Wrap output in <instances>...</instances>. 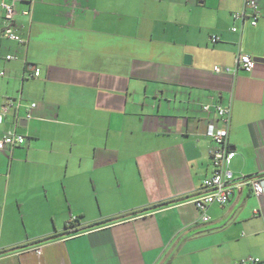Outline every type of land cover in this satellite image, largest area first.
I'll list each match as a JSON object with an SVG mask.
<instances>
[{"label": "crops", "instance_id": "obj_1", "mask_svg": "<svg viewBox=\"0 0 264 264\" xmlns=\"http://www.w3.org/2000/svg\"><path fill=\"white\" fill-rule=\"evenodd\" d=\"M4 1L26 42L0 35V136L26 141L0 150V264H264V0L255 25L245 0ZM208 102L263 190L198 208Z\"/></svg>", "mask_w": 264, "mask_h": 264}, {"label": "built area", "instance_id": "obj_2", "mask_svg": "<svg viewBox=\"0 0 264 264\" xmlns=\"http://www.w3.org/2000/svg\"><path fill=\"white\" fill-rule=\"evenodd\" d=\"M1 5L5 11L6 23L3 26L0 35L4 38L25 43L26 40L17 32L14 26V8L13 4L8 1H2ZM248 8L251 11L250 24L255 25L257 23V17L259 13V6L256 0H245L244 8L240 11L233 12V19H243L245 17V9ZM30 9H25L23 14H29ZM231 30L236 31L237 27L232 26ZM219 39V36H213L212 41L215 42ZM14 56L11 54L6 55V59H13ZM255 61L250 54L243 53L238 54L235 58V68L242 69L244 71H251L254 67ZM235 69V70H236ZM216 72L220 71H230L229 67L221 68L218 65L213 67ZM40 73L38 68H35L29 76H38ZM4 75V71L0 70V76ZM31 103V106H34ZM10 103H6L1 107L0 110V124L3 122L4 115L8 112ZM204 111H213L216 116H218L222 121L225 122L223 126H216L214 124H209L206 128L205 134L210 138V146L208 153L210 156L211 164L213 170L211 174L203 179V187L205 191L193 199L194 204L198 208H205L211 203H217L219 205H224L228 200L232 192L233 186L241 184H249L255 193L259 195L262 190L261 178L258 176H242L240 182H236L233 172L230 169V163L233 159L235 152L228 149L225 146V140L228 134L227 121L230 114V106L218 104V103H203L201 105ZM26 141L25 136L15 132L14 130H9L0 136V150L11 149L15 146L21 145ZM76 220V218H74ZM208 217L204 216L203 220H207ZM247 259L254 260L252 257ZM245 261V259H242Z\"/></svg>", "mask_w": 264, "mask_h": 264}, {"label": "water", "instance_id": "obj_3", "mask_svg": "<svg viewBox=\"0 0 264 264\" xmlns=\"http://www.w3.org/2000/svg\"><path fill=\"white\" fill-rule=\"evenodd\" d=\"M262 58H260V57H253V60L254 61H259V60H261ZM189 61H190V56L189 55H185L184 56V62L185 63H189Z\"/></svg>", "mask_w": 264, "mask_h": 264}, {"label": "trees", "instance_id": "obj_4", "mask_svg": "<svg viewBox=\"0 0 264 264\" xmlns=\"http://www.w3.org/2000/svg\"><path fill=\"white\" fill-rule=\"evenodd\" d=\"M68 233H70V232H68ZM52 237H48V238H46V239H44V240H47V239H51Z\"/></svg>", "mask_w": 264, "mask_h": 264}, {"label": "flooded vegetation", "instance_id": "obj_5", "mask_svg": "<svg viewBox=\"0 0 264 264\" xmlns=\"http://www.w3.org/2000/svg\"><path fill=\"white\" fill-rule=\"evenodd\" d=\"M67 231H70V230H67Z\"/></svg>", "mask_w": 264, "mask_h": 264}]
</instances>
